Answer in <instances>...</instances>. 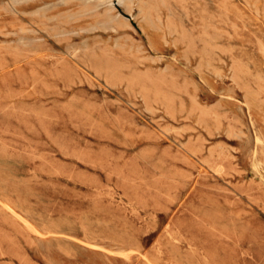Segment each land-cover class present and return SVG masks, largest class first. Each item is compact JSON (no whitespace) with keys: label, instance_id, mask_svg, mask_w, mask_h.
Instances as JSON below:
<instances>
[{"label":"rangeland","instance_id":"374dc122","mask_svg":"<svg viewBox=\"0 0 264 264\" xmlns=\"http://www.w3.org/2000/svg\"><path fill=\"white\" fill-rule=\"evenodd\" d=\"M0 264H264V0H0Z\"/></svg>","mask_w":264,"mask_h":264}]
</instances>
